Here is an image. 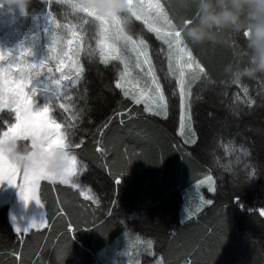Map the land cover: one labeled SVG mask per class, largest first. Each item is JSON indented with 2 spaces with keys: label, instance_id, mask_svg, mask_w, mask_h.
I'll use <instances>...</instances> for the list:
<instances>
[{
  "label": "snow or ice",
  "instance_id": "obj_1",
  "mask_svg": "<svg viewBox=\"0 0 264 264\" xmlns=\"http://www.w3.org/2000/svg\"><path fill=\"white\" fill-rule=\"evenodd\" d=\"M4 2L0 0V6ZM7 2L17 4L21 18L28 19L27 6L33 0ZM39 4L43 5L45 27L41 31L45 34V43L39 49L24 44L20 39L12 46L0 43V186L15 187L25 207L31 201L45 207L41 199L42 181L48 182L54 189L56 185L66 186L87 201L98 204L92 189L79 182L84 171L79 151L86 144L90 131L85 123L95 124L93 113L98 110L97 102L100 106L106 105L110 97L116 95L121 99L116 101L111 113L96 128L99 139L95 140L94 148L97 153L105 154L104 136L117 118L119 124L124 125L125 116L131 118L137 115L136 106L142 105L143 113L167 119L177 101V132L185 144L198 143L193 112L194 85L216 82L211 79L209 63L198 55L195 45L185 38L180 26L183 18L191 13L189 0H178L176 3L171 0H39ZM121 9L127 14L122 15ZM8 24L16 25L17 21L12 20ZM15 31L22 33L21 28ZM7 36L8 33H5L4 38ZM238 41L245 44L246 33L238 34L231 42L212 44L226 46L235 58L244 55L238 50ZM154 42L160 45L155 52ZM93 65L97 66V71L100 66L105 71H111L105 86L107 94L93 97L87 87L88 73ZM221 86L225 89L222 96L229 95L228 88L236 89L232 94L234 104L230 106L233 115H240L236 106L240 101L248 107L256 104V100L249 95L248 86L239 76L222 81ZM197 99L201 97L197 96ZM231 139L234 143V138ZM9 141L27 143L31 151L17 155L30 158L33 163L22 168L18 162L10 160L7 155L10 149L6 148ZM228 143L224 140L225 151H230ZM37 149L45 157L54 156L57 150L62 151L67 161L62 171L57 174L49 171L46 164L38 162L35 159ZM240 152L251 160L250 148L245 151L241 146ZM252 165V171L246 172L243 180L226 167V171L233 176L234 187L239 188L258 175H264V161H252ZM122 175L115 176V183L120 182ZM196 184H207L209 192L217 191L216 179L211 174H205ZM233 199L239 201L240 198L233 196ZM111 203L115 205L114 200ZM213 203V200L200 196L194 207H188L187 218L198 216L206 205ZM56 204L54 218L62 219L69 215L58 195ZM258 211L264 216V207ZM111 216L112 211L108 210V218ZM97 220L99 217L92 220L93 228H96ZM105 222L96 228L103 234ZM81 223L87 224V221H66V231L72 233V238ZM12 226L14 232L20 235L21 244L23 234L51 227L44 212L38 218H27L23 227L13 216ZM224 239L225 235H220L218 243L222 244ZM138 245H143L144 252L155 260V264H168L163 254L156 257L153 239L141 240L140 237L128 240L123 252L128 257L127 264H141L135 259L140 255ZM12 256L18 264H23L21 251L13 250ZM184 264L197 262L189 254Z\"/></svg>",
  "mask_w": 264,
  "mask_h": 264
},
{
  "label": "trees",
  "instance_id": "obj_2",
  "mask_svg": "<svg viewBox=\"0 0 264 264\" xmlns=\"http://www.w3.org/2000/svg\"><path fill=\"white\" fill-rule=\"evenodd\" d=\"M231 40L222 34L221 43ZM237 43L242 52L244 44ZM194 47L209 63L211 79L216 82L194 85L198 143L185 145L178 136V101L167 119L145 114L142 106H136L137 115L125 116L124 125L119 124L118 118L113 121L104 136L107 150L101 155L94 148L99 139L96 128L121 97H110L103 106L97 102L95 124L85 123L90 131L79 158L87 167L84 179L92 186L99 203L94 206L66 186L56 185L54 189L42 181L41 199L51 227L32 230L23 236L21 244V237L10 223L7 206L0 207V264H18L13 250L23 253V264H93L95 255L121 234L130 216L139 212L145 216L137 233L153 239L155 255L163 254L168 264H184L189 254L197 264H264V216L258 211L264 207V175L236 188L233 176L226 171V167L231 168L243 180L245 173L252 171V161H264V83L262 78H241L256 104L248 107L240 101L236 105L240 115H233L230 106L234 104L232 94L236 89L228 88L229 95L222 96L225 89L221 82L231 80L232 74L225 69L239 63L243 56L234 58L233 52L221 44ZM158 48V42H154L153 51ZM110 76L111 71H105L103 66L99 71L96 65L92 66L86 83L93 97L107 94L105 86ZM224 140L229 141L230 151H225ZM241 146L245 151L251 149V160L241 155ZM120 173L123 175L117 184L115 176ZM205 174L213 175L217 182V191L208 195L214 203L198 216L181 221L182 190ZM57 195L69 213L62 219L54 218ZM233 196H239V201ZM108 210L112 211L111 218ZM96 217L97 229L106 221L105 234L93 228L92 220ZM69 219L87 221L80 224L74 238L66 231ZM220 235H225L222 244L218 243Z\"/></svg>",
  "mask_w": 264,
  "mask_h": 264
},
{
  "label": "clouds",
  "instance_id": "obj_3",
  "mask_svg": "<svg viewBox=\"0 0 264 264\" xmlns=\"http://www.w3.org/2000/svg\"><path fill=\"white\" fill-rule=\"evenodd\" d=\"M189 3L191 13L183 18L189 22L182 20L180 25L185 38L193 45H203L221 43L222 34L233 39L246 33L243 58L225 70L240 78H264V0H189ZM120 12L127 14L124 9ZM6 148L10 149L7 152L9 159L18 162L22 168L33 163L32 159L17 155L31 151L27 143L9 141ZM36 151L35 159L46 164L49 171L59 174L67 163L60 150L48 157L40 155V149Z\"/></svg>",
  "mask_w": 264,
  "mask_h": 264
},
{
  "label": "rangeland",
  "instance_id": "obj_4",
  "mask_svg": "<svg viewBox=\"0 0 264 264\" xmlns=\"http://www.w3.org/2000/svg\"><path fill=\"white\" fill-rule=\"evenodd\" d=\"M27 7L29 11V17L25 21L21 18L19 6L17 4L15 3L10 4L7 2V0H5L3 5L0 6V43H4L6 45L12 46L15 45L17 39H20L24 44L34 46L37 49H39L41 45L45 43L46 37L45 34L41 31V29L45 27V21L42 15L43 5L39 4V0H33V3L29 4ZM12 20H16L17 24L9 25L8 22ZM47 26L52 27V25H47ZM16 28H21L22 33L18 34L15 31ZM5 33H8L6 39L4 38ZM33 33H35V36L33 35ZM179 138L183 142V138L180 136ZM185 145H192V144H185ZM82 167H84V171L81 173L79 177V182L82 184V186L90 187L92 189L90 183L88 181H85L84 179L85 178L84 175L85 173H87V167L83 161H82ZM203 178L204 177L200 179ZM213 193L214 192L208 191L207 184L197 186L196 181L190 184V186L184 188L181 193L183 203L179 213L180 220L181 221L188 220L186 216V211L190 205L194 207L199 202L200 196H203L206 199H210L208 195H211ZM92 194L95 195L93 193V189H92ZM92 205L97 206V204H93V203ZM2 206H7L8 216L9 218L11 217L9 220H11L12 222V217L13 216L17 217L22 227L24 225V222H26L27 218L33 216L38 218L41 212L45 213V209L36 205L35 201L29 202L27 207H25L24 202L19 199L15 187L6 186V185L0 186V207ZM207 206L209 205H206L205 207ZM144 216L145 214L141 212H139V214L130 216L128 219V225L126 227L127 230L132 231L130 233H127L129 234V236H126L125 235L126 232H124L119 236L118 239H116L117 244L110 243L105 246L106 248L101 249L95 255V259L97 260L98 263L95 262L94 264H127L128 257L124 256L123 252L127 248L129 238L133 240L136 237H140L141 240L150 239L147 236H143L137 233L140 232L138 229H142V226L140 225L141 223L144 222ZM135 225L137 227H135ZM137 247L140 252V255L135 256V259L140 260L141 264H147L148 262L152 263L153 258L147 252H144L143 245H138ZM156 257L158 258L159 256Z\"/></svg>",
  "mask_w": 264,
  "mask_h": 264
},
{
  "label": "crops",
  "instance_id": "obj_5",
  "mask_svg": "<svg viewBox=\"0 0 264 264\" xmlns=\"http://www.w3.org/2000/svg\"><path fill=\"white\" fill-rule=\"evenodd\" d=\"M74 191H75V190H74ZM80 198H81L82 200H84V201H87V200L84 199L83 197H80ZM10 218H11V217H10ZM10 218H9V219H10ZM122 220H123V219H122ZM122 220H119V221H122ZM10 222H11V220H10ZM11 224H12V222H11ZM12 227H13V226H12ZM34 230H35V229H34ZM124 232H126V233H130V232H132V231L127 230L126 227H125V228L121 231V234L124 233ZM16 234H17V233H16ZM121 234H120V235H121ZM17 235H18V234H17ZM24 235H26V234H23V236H24ZM120 235H118V236L115 238V241L113 240L114 242L111 241L110 243L117 244V242H116L117 240H116V239H118ZM18 236H20V235H18ZM110 243H108V244H110ZM108 244H107V245H108ZM104 248H106V247H103L102 249H104ZM95 262H97L96 259H95ZM95 262H94V263H95ZM94 263H93V264H94ZM97 263H98V262H97ZM153 263H155L154 259H153V262H152V263H151V262H148L147 264H153Z\"/></svg>",
  "mask_w": 264,
  "mask_h": 264
}]
</instances>
